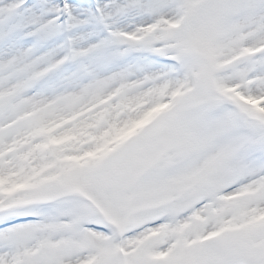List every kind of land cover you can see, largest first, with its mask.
<instances>
[{"label": "snow or ice", "instance_id": "1", "mask_svg": "<svg viewBox=\"0 0 264 264\" xmlns=\"http://www.w3.org/2000/svg\"><path fill=\"white\" fill-rule=\"evenodd\" d=\"M0 264H264V0H0Z\"/></svg>", "mask_w": 264, "mask_h": 264}]
</instances>
